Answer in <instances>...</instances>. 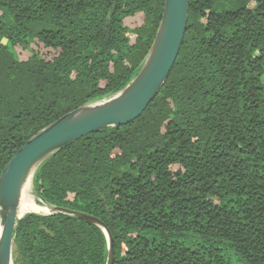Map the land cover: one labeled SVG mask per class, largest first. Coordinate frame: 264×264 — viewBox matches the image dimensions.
<instances>
[{
    "label": "trees",
    "instance_id": "trees-1",
    "mask_svg": "<svg viewBox=\"0 0 264 264\" xmlns=\"http://www.w3.org/2000/svg\"><path fill=\"white\" fill-rule=\"evenodd\" d=\"M188 0L171 71L142 114L35 169L39 205L98 220L112 264H264V0ZM164 0H0V175L33 136L140 72ZM95 224L16 222L13 264H106Z\"/></svg>",
    "mask_w": 264,
    "mask_h": 264
},
{
    "label": "water",
    "instance_id": "water-1",
    "mask_svg": "<svg viewBox=\"0 0 264 264\" xmlns=\"http://www.w3.org/2000/svg\"><path fill=\"white\" fill-rule=\"evenodd\" d=\"M188 18V0H164L162 19L140 72L113 97L64 115L29 139L9 160L0 175V264H13V238L23 185L50 155L81 137L108 127H120L138 118L159 92L178 56ZM55 211L91 222L108 241L106 264L113 263L112 238L104 225L87 215Z\"/></svg>",
    "mask_w": 264,
    "mask_h": 264
},
{
    "label": "bare ground",
    "instance_id": "bare-ground-1",
    "mask_svg": "<svg viewBox=\"0 0 264 264\" xmlns=\"http://www.w3.org/2000/svg\"><path fill=\"white\" fill-rule=\"evenodd\" d=\"M29 183H30V178L23 185L22 194H21V198L19 201L18 211H17L19 216H23L27 213L38 214L44 211L43 209L36 206V204H34V202L29 197V188H30ZM1 228L2 226L0 227V233H1Z\"/></svg>",
    "mask_w": 264,
    "mask_h": 264
},
{
    "label": "rangeland",
    "instance_id": "rangeland-1",
    "mask_svg": "<svg viewBox=\"0 0 264 264\" xmlns=\"http://www.w3.org/2000/svg\"><path fill=\"white\" fill-rule=\"evenodd\" d=\"M243 0H224V2L220 5L221 9H228V8H232L234 6H237L239 4H241ZM29 197L31 198V200L34 202V204H36V206H38L39 208L43 209L44 211L41 213H38L40 215H49L52 214L55 210L51 207L48 206H41L39 205L40 201L38 200V198L35 196L34 192H33V185H32V178H30V183H29ZM28 214V213H27ZM0 227H1V223H0ZM13 253H12V263H13Z\"/></svg>",
    "mask_w": 264,
    "mask_h": 264
}]
</instances>
